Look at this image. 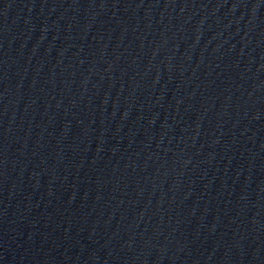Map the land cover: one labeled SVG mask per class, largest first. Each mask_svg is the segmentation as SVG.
<instances>
[{
	"label": "water",
	"instance_id": "obj_1",
	"mask_svg": "<svg viewBox=\"0 0 264 264\" xmlns=\"http://www.w3.org/2000/svg\"><path fill=\"white\" fill-rule=\"evenodd\" d=\"M0 264H264V0H0Z\"/></svg>",
	"mask_w": 264,
	"mask_h": 264
}]
</instances>
